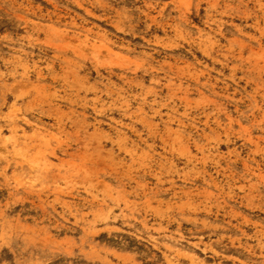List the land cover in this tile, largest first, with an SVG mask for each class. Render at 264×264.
<instances>
[{"label": "rangeland", "instance_id": "rangeland-1", "mask_svg": "<svg viewBox=\"0 0 264 264\" xmlns=\"http://www.w3.org/2000/svg\"><path fill=\"white\" fill-rule=\"evenodd\" d=\"M0 264H264V0H0Z\"/></svg>", "mask_w": 264, "mask_h": 264}]
</instances>
